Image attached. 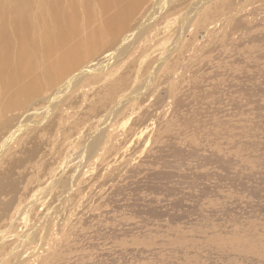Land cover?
I'll use <instances>...</instances> for the list:
<instances>
[{
  "label": "rangeland",
  "instance_id": "374dc122",
  "mask_svg": "<svg viewBox=\"0 0 264 264\" xmlns=\"http://www.w3.org/2000/svg\"><path fill=\"white\" fill-rule=\"evenodd\" d=\"M190 1L150 23L148 37L158 36L148 61L167 49ZM219 6L185 35L186 61L173 75L174 87L161 78L144 90L155 119L148 139L131 137L141 116L122 127L135 109L127 105L106 126L109 151L90 160L62 196L48 182L73 175L81 162V144L107 107L100 97L107 82L85 77L63 96L72 108L58 100L46 113L44 102L34 103L32 121V112L23 119L31 123L0 154V264H264V0ZM95 18L93 28L101 30L98 8ZM105 34L108 45L114 40ZM94 87L99 92L89 91ZM2 138L0 132V145Z\"/></svg>",
  "mask_w": 264,
  "mask_h": 264
},
{
  "label": "bare ground",
  "instance_id": "6f19581e",
  "mask_svg": "<svg viewBox=\"0 0 264 264\" xmlns=\"http://www.w3.org/2000/svg\"><path fill=\"white\" fill-rule=\"evenodd\" d=\"M180 1L7 0L6 5L0 3V132L3 133L0 154L27 127L24 123L32 121L35 115L34 110H36L33 108L34 103L44 102L43 108L46 113L50 112L51 106L58 100L63 107L72 108L67 102L68 99L63 97L64 94L71 90H79L81 84L87 79L85 77L91 75L95 76L93 84L103 85L107 82L100 92L102 95L100 97L106 101L107 107L104 106L100 110L104 115H101L102 119L100 123L98 121L93 134H90L91 136L89 135L90 137L88 136L87 140L84 139L85 141L81 144L78 152L81 162L73 166V175L70 171V176L61 175L57 180L48 182L50 190H58L60 192L58 195L62 196L71 190L75 183V175L79 173L80 176L81 169L87 166L90 160L97 156L95 160L97 162L102 151L103 153L109 151L111 137L108 136L106 126L112 118L114 119V115L125 110L127 105V108L135 109L129 115L124 116L121 122L122 127L134 123V116H141L145 119L135 129L136 131L131 133V137L138 142L148 139L155 119H152L154 115L152 112L150 114L146 107L145 102L148 96L146 93L148 92L144 90L153 83L158 86L161 78L164 84L174 87L173 75L179 69V63L186 61L183 50L189 44L185 40V35L191 31V27L197 31L199 27L210 21L220 11L219 3L223 0H191L180 12V17H177L178 26L175 33L173 32V38L171 36L172 40L167 49L165 48L166 50L158 58L148 61L152 54L149 44L158 36L156 32L153 36L151 35V38L148 37L153 25L151 22L155 21L158 15L172 10ZM97 8L103 15V28L98 29L100 34L92 25L96 21L95 10ZM155 26L153 30H156ZM77 29L85 31L82 37L77 34ZM70 30L73 31L72 35L67 34ZM107 31L114 41L104 45L103 41L108 36L105 34ZM98 44L99 50L96 47ZM90 61L95 63L81 67ZM114 63L115 65H112ZM37 65H43V69L38 71ZM134 69L137 74L131 75ZM148 69L150 72L143 75ZM121 70L122 72L119 73ZM131 76L135 80L133 86L129 87L128 80ZM139 78H142L139 83L143 84L138 83ZM154 87L150 94L157 88ZM48 89H53L49 96H47ZM92 90L99 92V87H94L89 91ZM30 112L32 113L29 121L28 118L23 121ZM9 116H11L10 119ZM73 128L75 127H71ZM81 133L83 135V132ZM79 135L82 136L80 133ZM55 177L58 176L55 175ZM32 197L28 198V201L30 199L31 202ZM30 202L27 203L26 208L29 207ZM32 203L36 202L32 201ZM32 203L30 205H33ZM47 205L48 208L51 207L49 206L51 203ZM22 211L21 213L18 211L19 216L23 214L24 211ZM23 219L22 217V221ZM36 231L34 229L33 232L36 233Z\"/></svg>",
  "mask_w": 264,
  "mask_h": 264
}]
</instances>
